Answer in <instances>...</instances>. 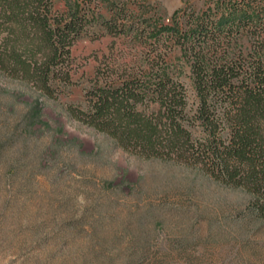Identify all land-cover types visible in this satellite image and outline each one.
<instances>
[{
    "label": "rangeland",
    "instance_id": "rangeland-1",
    "mask_svg": "<svg viewBox=\"0 0 264 264\" xmlns=\"http://www.w3.org/2000/svg\"><path fill=\"white\" fill-rule=\"evenodd\" d=\"M215 1L51 0L52 28L56 17L65 24L75 16L82 18L83 27L50 65V97L0 71V132H8L14 123L23 125L15 121L18 113L6 110L11 103L25 118L31 116L35 130L27 156H21L22 172L15 177L6 172L7 165L22 143L6 142L4 147L0 264H108L102 252L116 257L126 249L128 240L115 238L138 201L143 207L154 205L166 222L162 234L168 239L186 235L197 210L204 216L194 225L199 244L178 264H264V220L249 219L243 205L249 196L215 180L210 165L175 156L147 159L139 149H124L76 116L91 112V102L102 89L146 82L154 88L158 73L167 74L184 90L190 118L182 123L196 144H208L211 137L196 118L199 97L191 62L166 28L192 21ZM108 22L127 25V32L109 33ZM8 27L0 5V44L9 35ZM236 44L240 48L239 40ZM37 58L45 62L46 56L39 53ZM144 97L138 109L152 117L160 103L148 94ZM219 105L216 115L226 122L223 106L228 103ZM226 134L220 136L228 143ZM188 188L194 189L190 195ZM213 219L216 223L209 224ZM66 220L73 225L66 226ZM163 244L167 249L171 245L167 240Z\"/></svg>",
    "mask_w": 264,
    "mask_h": 264
},
{
    "label": "trees",
    "instance_id": "trees-1",
    "mask_svg": "<svg viewBox=\"0 0 264 264\" xmlns=\"http://www.w3.org/2000/svg\"><path fill=\"white\" fill-rule=\"evenodd\" d=\"M0 5L2 18L9 25V35L0 44V71L33 84L50 97V65L63 56L67 44L80 33L82 18L75 16L64 24L62 17H56L52 28L51 0H0ZM191 19L175 22L166 29L173 32L172 37L179 41L191 62L199 97L196 118L211 137L209 145L196 144L192 132L182 123L190 118L184 90L167 74L158 73L154 88L152 82H146L142 86L125 83L102 89L93 98L89 114L75 115L107 133L124 149H139L147 159L175 156L193 159L205 167L210 165L215 180L249 196L243 204L249 219L264 220V0H217ZM127 28L114 22L107 24L109 33L115 35H123ZM39 53L46 56L45 62L38 60ZM147 94L160 103V110L152 117L138 109ZM221 102L228 103L222 105L226 122L216 115ZM5 107L11 115L18 113L15 121L23 122L22 126L14 123L8 132H0V163H5L6 142L22 143L10 156L12 164L7 165L6 172L9 170L11 177H15L22 172L20 160L29 151L28 144L35 133L34 120L31 116L25 118L13 103ZM225 130L228 143L220 136ZM43 155L42 148L36 156L38 163ZM188 192L190 195L194 189ZM140 204L138 201L128 220L122 221V234L115 238L128 240L126 249L116 257H106L102 252L108 264H178L187 250H195L200 238L195 236L194 225L204 219L199 210L190 217L186 235L168 239V235L164 238L162 234L166 222L155 213L154 205ZM208 222L216 223L214 219ZM64 224L73 225L70 220ZM96 225L92 224V228L96 229ZM164 240L171 243L168 249ZM174 252L177 257H173ZM191 259L196 257L191 255Z\"/></svg>",
    "mask_w": 264,
    "mask_h": 264
}]
</instances>
